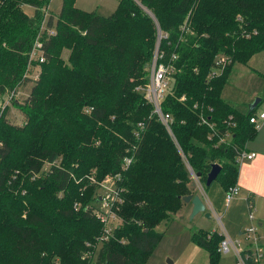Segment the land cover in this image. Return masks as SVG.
Wrapping results in <instances>:
<instances>
[{
  "label": "trees",
  "instance_id": "1",
  "mask_svg": "<svg viewBox=\"0 0 264 264\" xmlns=\"http://www.w3.org/2000/svg\"><path fill=\"white\" fill-rule=\"evenodd\" d=\"M48 1L0 0L1 102L29 81L28 52ZM75 2L62 0L54 34H42L44 61L25 101L11 96L23 122L0 107V264H146L164 234L155 228L191 193L180 152L203 183L219 164L212 184L225 190L235 184V152L257 132L248 118L260 102L252 109L222 92L232 63L264 51V0H118L107 13ZM156 45L158 62L173 68L161 103L171 134L143 92ZM221 56L229 65L210 77ZM261 87L260 101L264 79ZM226 132L231 139L219 143ZM117 174V221L98 243L95 191ZM191 239L218 264V232Z\"/></svg>",
  "mask_w": 264,
  "mask_h": 264
},
{
  "label": "built area",
  "instance_id": "2",
  "mask_svg": "<svg viewBox=\"0 0 264 264\" xmlns=\"http://www.w3.org/2000/svg\"><path fill=\"white\" fill-rule=\"evenodd\" d=\"M43 24V23H42ZM42 26V25H41ZM45 33V37H49V35L54 34V27L50 26L47 28V26H43L40 28V31L38 32L36 36V40L33 43L32 48L28 52L29 54V62H31L33 59H35L37 62H43L44 61V53H43V41H42V34ZM158 39L162 36L165 37L163 34H161L158 31ZM153 55L152 58L148 64L147 67V82L145 83L143 87V92L145 95V98L147 102L151 106L152 114L156 116V118L159 120V122L164 125L166 130L169 134H171L170 130V122H171V116L168 113H165L161 108L162 100L165 97V94H167L172 86V73L173 68L167 65H163L162 63L158 62V50L157 45L153 49ZM217 64L214 65L213 70L209 74L210 77L219 74L220 71L223 68V65H220L221 62L218 60L216 62ZM12 95L15 93H11ZM11 95V96H12ZM11 96L3 98V101H0V107L4 108V106L8 105L11 101ZM184 98H181L183 100ZM210 111L213 110L211 107H207ZM231 117V116H230ZM229 117V119H230ZM248 121L254 125V128L256 130L260 129L262 123L264 122V111H258L253 113L249 116ZM202 122H205L204 119H202ZM209 125L212 127L213 123H209ZM229 125L234 126L235 123L231 122ZM144 127L142 123L139 124V129L136 133V138L139 137V130ZM213 135L211 132L209 136ZM219 143H227L230 138V133H222V135L219 137ZM234 158L235 164H239L242 162H245L247 160H251L256 156L255 152L252 151H246L245 149L237 150ZM181 154L183 164L185 166V169L189 173L190 182H193L195 186L193 187V191H195L196 194H198L199 198L202 199V201L205 204V209L211 214V218L216 222L217 225V232L221 235V239L219 240V246H218V252L219 253H231L233 258L235 259V264H264V251L260 249H253L251 246L248 248H242L241 244L238 240H233L230 238V236L227 234L226 229L223 226L221 215L220 213H217L213 207L211 206V203L206 195L205 190V184L200 181L199 176L195 173L193 169H191L188 160L184 154ZM132 162V157H126L123 161L122 168L127 169V167ZM119 174L116 176H108L104 178L101 182H99L100 187L102 189V193L100 192L98 194V200H97V209L95 210V215L100 218V220L104 223L103 224V235L98 240V243L102 240H107V236L110 233L111 228L114 226L115 222L117 221V217L115 216L113 212V207L117 205L118 202H121L119 192L120 190L117 189L113 183L115 180H118ZM93 180V179H92ZM237 186L233 185L229 187L228 189L224 190V196L228 202H230L233 199V196L237 193ZM251 218L252 215H249ZM256 231V227L253 225L249 227L244 233H246V238L250 239L251 236Z\"/></svg>",
  "mask_w": 264,
  "mask_h": 264
},
{
  "label": "rangeland",
  "instance_id": "3",
  "mask_svg": "<svg viewBox=\"0 0 264 264\" xmlns=\"http://www.w3.org/2000/svg\"><path fill=\"white\" fill-rule=\"evenodd\" d=\"M61 1L62 0L48 1L47 11L44 16V20L42 21L43 24L41 27L47 26L46 22L48 18H51V26H53V22L61 9ZM117 2L118 0H76L75 7H78L85 11L100 10L102 13H107L109 11H113L117 7ZM23 9L29 15L32 14L33 8L24 5ZM62 53V56L66 59L68 54L67 50L63 49ZM229 61L230 60L227 59V57L221 56L220 65H223V67L225 65H229ZM232 64H234V67L228 77L229 84L225 86L222 92L224 94V97L229 101H232L233 103H244L254 98L256 95H260V90L262 89L261 85L264 79V51L259 52V54L253 55L250 60L247 61V63L241 64L239 62H234ZM39 71L40 68L37 65V61L33 59L31 62H29L27 66V72L25 74L29 78V81L26 82L25 85L19 86L14 91L15 94H8V97L12 95L14 97V100L16 99L18 103H23L32 86L34 85L33 82L37 78ZM6 96L7 95H5L4 97ZM261 97L263 99L257 106L259 111L261 107L264 108V94H261ZM7 118L10 122L16 125H20L23 122V114H21L19 109L13 105L12 101L8 104ZM216 186L217 183L214 182L210 186V188H208V190H210L209 193ZM100 192L102 193V189L99 184L95 193L99 194ZM182 206L173 214L174 216H176L174 217V220L172 222L166 225L164 224V222H161L156 227L158 232L165 231V234L161 237L152 252L148 255L146 264H170V261L173 262V264H209V259L208 261L206 260L205 263H201L200 259L198 258H194V261H190V258H187L189 254V247L191 246V237L193 233L198 230L197 225H200L202 228L206 226L208 227V229L217 231L218 228L216 222L213 219L206 220L205 218H203V214V216H197L192 222H188L187 220L185 222L183 219H181V216L183 218L185 217L186 219L188 215L183 216V213L177 214L182 210ZM221 220L224 221L226 219H222L221 215ZM241 245V247L243 248V244ZM98 246L99 245L97 244V247ZM230 254L231 253H219L218 264H234V259L232 258L233 256L231 257L232 254ZM91 264H95V262L92 261Z\"/></svg>",
  "mask_w": 264,
  "mask_h": 264
},
{
  "label": "crops",
  "instance_id": "4",
  "mask_svg": "<svg viewBox=\"0 0 264 264\" xmlns=\"http://www.w3.org/2000/svg\"><path fill=\"white\" fill-rule=\"evenodd\" d=\"M259 96L260 95H256L255 97L258 98ZM255 97L246 101L247 104H251ZM258 111L259 110H257V112ZM260 111H264V108L261 107ZM244 149L246 151L255 152L256 156L251 160H247L237 165L235 164L237 175L234 185L237 186L238 190L233 196V199L230 202L226 200L224 196V188L219 183H217V186L214 187L210 193V190H206V195L213 209L217 213H221L222 219H226L224 221L222 220V223L231 239L238 240L240 244H243L244 249H249L252 246L253 249L258 248L264 251V122L260 129L257 130L254 138L246 142ZM190 190L191 193L195 194L193 188ZM190 208V203H183L182 210L177 214L183 213V216H187ZM249 215H252V217L250 218ZM175 216L170 220L163 221L164 224L166 225L172 222ZM197 216L203 215L198 214L193 220ZM203 218L209 220L206 217ZM181 219L186 222L185 217L183 218L181 216ZM252 225L256 227V231L250 239H247L246 233L244 232ZM197 229L214 232L206 226L202 228L200 225H197ZM155 230L157 229L155 228ZM161 232H164L165 234V231ZM190 244L191 246L189 247L187 259L190 258V261H194V258H198L201 263H205L206 260L208 261L206 250H203L201 247L194 244L192 239ZM170 264H173V262L170 261Z\"/></svg>",
  "mask_w": 264,
  "mask_h": 264
},
{
  "label": "water",
  "instance_id": "5",
  "mask_svg": "<svg viewBox=\"0 0 264 264\" xmlns=\"http://www.w3.org/2000/svg\"><path fill=\"white\" fill-rule=\"evenodd\" d=\"M259 102H260V98H255L249 107L253 109L258 105ZM210 168L211 169L208 172L204 182L206 187H209L212 184V182L217 178V175L221 170L219 164H212ZM197 176H199V173H197ZM189 184L191 188L195 186L193 182H190ZM181 199L183 203L185 204L190 203L191 205L190 211L188 212V216L186 218L188 222H191L193 218L198 214H203L204 217L208 219L211 218V214L205 209V204L202 201V199L199 198L198 194L189 193L187 196L181 197Z\"/></svg>",
  "mask_w": 264,
  "mask_h": 264
}]
</instances>
